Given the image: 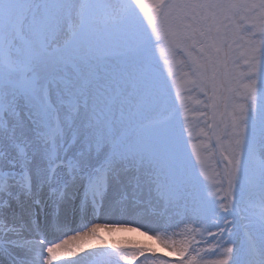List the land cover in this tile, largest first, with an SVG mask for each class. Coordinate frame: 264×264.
I'll return each instance as SVG.
<instances>
[{
    "label": "snow or ice",
    "instance_id": "6c2138e0",
    "mask_svg": "<svg viewBox=\"0 0 264 264\" xmlns=\"http://www.w3.org/2000/svg\"><path fill=\"white\" fill-rule=\"evenodd\" d=\"M112 60L123 90L101 74ZM45 189L82 216L182 207L179 244L145 227L178 260L110 245L96 264H264V0H0V264H54L70 241L125 230L48 240Z\"/></svg>",
    "mask_w": 264,
    "mask_h": 264
},
{
    "label": "bare ground",
    "instance_id": "6f19581e",
    "mask_svg": "<svg viewBox=\"0 0 264 264\" xmlns=\"http://www.w3.org/2000/svg\"><path fill=\"white\" fill-rule=\"evenodd\" d=\"M120 77V75H119ZM73 197L70 195L69 199L64 201L58 208H55L54 205L51 204L50 201L49 203H46L44 206V210L42 213L46 214V218H42L40 221V226L43 228L46 224L56 222L58 220L60 227L56 229H50L47 231L46 236L48 240H55V242H61L63 239H69L71 235H75L76 230H83L84 226L87 225L88 227H91V224H89V221L91 220L90 218H96V215L93 214H88L87 216H82L79 209L76 211L72 212L71 210L74 209L73 206ZM48 204V205H47ZM79 205V201L77 202ZM154 205V200L152 203ZM47 205V206H46ZM158 205V204H157ZM13 206L16 208V205L13 204ZM79 208V207H78ZM154 208L159 209L160 212L164 213L167 210V205L164 204L163 202L160 203L158 206H155ZM149 213H153L150 208L147 209ZM151 211V212H150ZM113 214L112 212L104 211L101 212L97 216V220H94L95 222H109V214ZM71 215V217H70ZM127 215L129 217L128 222H140L139 224L142 225V235L128 230L135 225L132 224H124L123 222L118 223V225L123 224V227L125 230L120 231V233L117 231L114 232H109V231H102L97 234L99 237L93 238V237H88L85 238L84 240H75V241H70V244L68 247L75 251V255L73 256H68L67 254H62L57 261L54 262V264H92L96 263L95 258L91 255L92 252H98L100 250H110L108 246L110 245H115L118 247V245H129L130 247H134L136 249L143 248L145 249L147 253V249L152 247L151 241L148 240V235L149 233H153L152 231H148L147 233L145 232V227L148 229H154L153 228V223L149 221V216L145 215V213L142 210L137 209L134 206H129V210L127 211ZM100 216V218H99ZM90 219V220H89ZM104 219V220H103ZM126 221V220H125ZM110 223V222H109ZM182 221L180 220L179 225H177V234L176 236L172 238L174 242L179 244L181 241L185 240L186 236L183 232L185 229L184 227L181 226ZM79 226H82L81 228L77 229ZM215 231V228L213 229ZM65 236H61V235ZM27 235H34V234H28ZM154 235V233H153ZM205 238L208 240H212V237H208L207 234L205 233ZM232 239L235 241L237 244H241L244 241H239L240 239V234L233 235ZM153 242V241H152ZM237 244V246H238ZM200 248H208V244H200L198 245Z\"/></svg>",
    "mask_w": 264,
    "mask_h": 264
},
{
    "label": "rangeland",
    "instance_id": "374dc122",
    "mask_svg": "<svg viewBox=\"0 0 264 264\" xmlns=\"http://www.w3.org/2000/svg\"><path fill=\"white\" fill-rule=\"evenodd\" d=\"M124 72V68L122 66V64L120 62H118L117 60H112L109 65L102 70V75L104 74H108L109 76H113L116 77V80L114 81V84L119 85L118 91L119 90H123V88L125 87V83L124 81L120 80L119 75H121V73ZM127 90L129 92H131V87L128 86ZM200 129L198 127H194L193 129V136L191 141H188V137L185 136V141L187 142L185 147L187 149V155L191 156L192 153V148L189 146L190 144H194V145H200L204 142L203 137H200L199 134ZM202 154L204 156L207 157V161H208V173L209 176H215L216 172L218 171H222V167L218 168L217 167V162L221 160V157L219 156V154L217 153L216 155H211L209 153L202 152ZM192 163H195V160H192ZM48 189H45L43 193H41V198L44 199L47 203L48 202ZM74 198V197H73ZM73 206L74 209L71 210L72 212L76 211L77 209H79V205L77 204L78 199L74 198L73 199ZM137 203L141 204V207L139 208V210H142L145 215L149 216V221L151 223H153V228L154 229H158V230H163L166 229L167 230V236H171V237H175L177 234V225H179L180 220L182 221L181 226L186 228L188 226H190L189 221L185 218L183 211H182V207L180 206H173V205H167V210L162 213L159 211V209L154 208L155 206H158L160 203L162 202H158L156 200H154V205L148 203V199L147 197L145 198V200L143 202L138 201ZM158 204V205H157ZM48 205V204H47ZM46 205V206H47ZM55 207V206H54ZM56 208V207H55ZM150 208L152 210L153 213H149L147 211V209ZM13 209H15V207L13 206ZM43 211H41L39 213L38 216V221L40 223L42 218H46V214L42 213ZM151 212V211H150ZM113 214H109V219L108 221L112 224H116L117 226L118 223L123 222L124 224H132V225H136L139 224L140 222H128L129 217L127 215V212L125 213H121L119 211H114L112 212ZM71 217V215H70ZM97 218V215H96ZM96 218H90V221H94L97 220ZM100 218V216H99ZM104 220V219H103ZM126 220V221H125ZM95 222V221H94ZM90 224V223H89ZM141 224V223H140ZM84 226V225H83ZM82 226H79L77 229L81 228ZM143 227V224H142ZM215 231H217V229H215ZM235 231V235L240 234V239L239 241H244L245 240V236H244V229L243 226L241 224H237ZM117 232V231H116ZM120 233V231H118ZM140 235H142V229H138L137 231H134ZM27 235V233H26ZM61 236H65L64 234ZM148 240L151 241L152 247H150L149 249H154L155 251L153 252H145V256H150V257H156L159 256L162 259L165 260H170V261H176L179 259L178 256H176L175 254H169L170 250H166L162 247V245L159 244V242L154 238L153 233H149V235L147 236ZM153 241V242H152ZM238 244V243H237ZM240 245V243L238 244V246ZM118 247L125 249L126 251H128L129 253H131L132 251L136 250V248L134 247H130L129 245H118ZM90 264H92V262H90ZM96 264V263H95ZM121 264H123V262H121ZM133 264H145V260H144V256H138L136 258L135 261H133Z\"/></svg>",
    "mask_w": 264,
    "mask_h": 264
}]
</instances>
